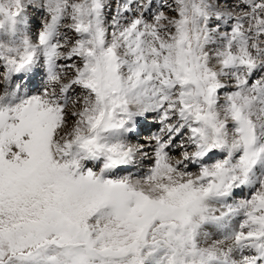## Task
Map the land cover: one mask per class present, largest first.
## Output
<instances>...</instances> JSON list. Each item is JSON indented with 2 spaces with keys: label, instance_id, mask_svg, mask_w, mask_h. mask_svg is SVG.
Wrapping results in <instances>:
<instances>
[{
  "label": "snow or ice",
  "instance_id": "6c2138e0",
  "mask_svg": "<svg viewBox=\"0 0 264 264\" xmlns=\"http://www.w3.org/2000/svg\"><path fill=\"white\" fill-rule=\"evenodd\" d=\"M109 9L0 0V264H264V0Z\"/></svg>",
  "mask_w": 264,
  "mask_h": 264
},
{
  "label": "rangeland",
  "instance_id": "374dc122",
  "mask_svg": "<svg viewBox=\"0 0 264 264\" xmlns=\"http://www.w3.org/2000/svg\"><path fill=\"white\" fill-rule=\"evenodd\" d=\"M118 3V0H109V4H110V9H109V18L111 17V13L115 10V7H116V4ZM37 21H38V17H37ZM37 26H38V24H37ZM26 81V79L25 80H23V81H20L19 83H24ZM29 83H32V84H34V83H38V78L37 79H34L33 81H29ZM33 86V85H32ZM25 88V87H24ZM37 89L38 88H36V89H34V90H31L30 92H31V94H35L36 93V91H37ZM0 90H2V88H0ZM23 91L24 90H22V94H23ZM140 138V140H138L137 142H134V141H131L133 144H136V143H138V142H143V136H141V137H139ZM174 155H176V153H174ZM177 158H179L178 156H177ZM149 168V166H146L145 167V169H144V171H142V170H140V172H145V171H147V169ZM190 170H192V171H196L197 169L194 167V168H190ZM126 170H122L120 173H119V175H128V174H132V175H136L135 174V172H134V170H132V171H130L129 173L127 172V173H124ZM243 194H244V192H243ZM249 195H250V192H248V193H246V195H242V196H237L236 197V200L237 201H239L240 199H245V198H248L249 197Z\"/></svg>",
  "mask_w": 264,
  "mask_h": 264
},
{
  "label": "bare ground",
  "instance_id": "6f19581e",
  "mask_svg": "<svg viewBox=\"0 0 264 264\" xmlns=\"http://www.w3.org/2000/svg\"><path fill=\"white\" fill-rule=\"evenodd\" d=\"M23 84H27L28 86L23 88L24 91H23V94L21 92V95H25V94L31 93L30 92L31 90H34V89L38 88V83L32 84V83H29L28 80H26ZM154 130H155V126L153 127V131ZM138 140H140L139 137L132 139V141H134V142H137ZM146 166H149V167L151 166V161L150 160L145 159L143 161V163L139 167H133L132 169H129V170H126V171L129 173L130 171L134 170L135 174L138 175V174L141 173L140 170L144 171ZM190 168H194V167L190 166ZM126 171L124 173H127ZM248 192H249V190H244V194L243 195H246V193H248Z\"/></svg>",
  "mask_w": 264,
  "mask_h": 264
}]
</instances>
